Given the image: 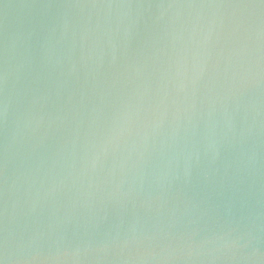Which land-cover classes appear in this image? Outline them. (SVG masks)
I'll return each instance as SVG.
<instances>
[{
    "label": "water",
    "instance_id": "95a60500",
    "mask_svg": "<svg viewBox=\"0 0 264 264\" xmlns=\"http://www.w3.org/2000/svg\"><path fill=\"white\" fill-rule=\"evenodd\" d=\"M0 264H264V0H0Z\"/></svg>",
    "mask_w": 264,
    "mask_h": 264
}]
</instances>
